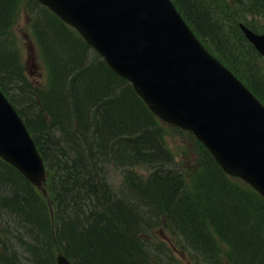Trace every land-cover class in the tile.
<instances>
[{
	"label": "trees",
	"instance_id": "1",
	"mask_svg": "<svg viewBox=\"0 0 264 264\" xmlns=\"http://www.w3.org/2000/svg\"><path fill=\"white\" fill-rule=\"evenodd\" d=\"M175 2L208 47L264 100V58L238 26L244 21L264 30L255 23L264 0ZM22 5L0 0V87L45 159L48 198L0 158V264H55L58 251L74 264H264V198L225 173L205 149L199 170L187 177L166 143L164 122L132 84L37 0H26L24 9L49 82L27 78L11 35ZM141 166L149 173L139 172ZM111 170L120 172L119 185L110 181ZM90 189L98 200L88 197ZM120 204L132 218L120 221L118 239L105 224ZM160 226L168 227L175 247L181 242L185 259L151 237ZM218 238L229 246L224 256Z\"/></svg>",
	"mask_w": 264,
	"mask_h": 264
},
{
	"label": "water",
	"instance_id": "2",
	"mask_svg": "<svg viewBox=\"0 0 264 264\" xmlns=\"http://www.w3.org/2000/svg\"><path fill=\"white\" fill-rule=\"evenodd\" d=\"M39 1L75 26L154 112L193 130L227 172L264 195V107L204 48L172 0ZM243 29L264 54V34ZM0 156L33 183L45 179L35 142L1 89Z\"/></svg>",
	"mask_w": 264,
	"mask_h": 264
},
{
	"label": "rangeland",
	"instance_id": "3",
	"mask_svg": "<svg viewBox=\"0 0 264 264\" xmlns=\"http://www.w3.org/2000/svg\"><path fill=\"white\" fill-rule=\"evenodd\" d=\"M25 1L26 0H23V5L19 6L16 11L15 18L11 25V35L14 39V42H16L19 58L27 78L34 83L41 85L47 84L48 70L43 63L41 54L38 52L37 41L30 28L31 22L24 9ZM164 128L166 143L175 156L178 166L184 170V172L187 174V177L191 175L194 176V173H196L200 168V142L191 132L183 130L176 125L165 123ZM138 169L141 173H149V170L143 166L139 167ZM111 179L116 184L119 183L121 180L120 172L117 170H112ZM47 193L43 194L46 198H48ZM16 230L19 231V227H16ZM151 237L157 240L159 238L163 239L167 241L170 247H173L172 245L174 242V237L168 228L164 226L157 227L155 231L151 233ZM12 243H15V241ZM15 246H17L16 243ZM221 247L222 249L226 248L222 242ZM160 253L161 254H158L159 256H164L161 251Z\"/></svg>",
	"mask_w": 264,
	"mask_h": 264
},
{
	"label": "bare ground",
	"instance_id": "4",
	"mask_svg": "<svg viewBox=\"0 0 264 264\" xmlns=\"http://www.w3.org/2000/svg\"><path fill=\"white\" fill-rule=\"evenodd\" d=\"M237 6V5H236ZM53 46V45H52ZM260 86V85H259ZM90 121V120H89ZM36 131V130H35ZM62 140V139H61ZM116 146V145H115ZM58 158V157H57ZM62 163V162H61ZM53 167V166H52ZM82 167H84V166H82ZM61 168V167H60ZM84 169V168H83ZM67 170V169H66ZM69 173H71V172H69ZM111 173H112V170H111V172H110V181L112 182V183H114V185H119V183H115V182H113V180L111 179ZM68 174V173H67ZM72 174V173H71ZM86 174V173H85ZM84 174V175H85ZM78 175V174H77ZM75 177H77V176H75ZM78 178V177H77ZM95 179V178H94ZM72 180V179H71ZM98 180V179H97ZM86 181V180H85ZM121 181V180H120ZM23 182V181H22ZM81 182V181H80ZM102 182V181H101ZM20 183V182H19ZM106 183V182H105ZM4 184V183H3ZM84 184V183H83ZM88 185H90L89 184V182H88ZM94 185V184H93ZM100 185V184H99ZM77 186V185H76ZM91 186V185H90ZM98 186V185H97ZM106 186V185H105ZM148 186V185H147ZM22 187V186H21ZM89 187V186H88ZM110 187H111V185H110ZM117 187V186H116ZM18 188V187H17ZM84 188V187H83ZM107 188V187H106ZM123 188V187H122ZM126 188V187H125ZM80 189V188H79ZM108 189V188H107ZM1 190H2V188H1ZM63 190V189H62ZM110 190V189H109ZM108 190V191H109ZM112 190H114L113 189V187H112ZM126 190V189H125ZM13 191V190H12ZM64 191V190H63ZM107 191V190H106ZM108 191H107V193H108ZM111 191V190H110ZM117 191V190H116ZM123 191H124V188H123ZM122 191V192H123ZM66 192V191H65ZM112 192V191H111ZM110 192V193H111ZM118 192V191H117ZM129 192H130V190H129ZM128 192V193H129ZM26 193V192H25ZM96 193H98L97 192V189H90L89 190V194H88V197L91 199V198H93L94 200L95 199H97L98 198V195L96 194ZM106 193V192H105ZM119 193H120V191H119ZM128 193H127V195H128ZM18 194V193H17ZM77 194V193H76ZM79 194V193H78ZM115 195H116V193H114ZM14 195V194H13ZM64 195V194H63ZM101 195V194H100ZM113 195V194H112ZM112 195H111V197H112ZM121 195V194H120ZM122 195H125V194H122ZM176 195H178L177 193H176ZM101 196H103V195H101ZM107 196H109V195H107ZM60 197V196H59ZM87 197V196H86ZM127 197V196H126ZM107 198V197H106ZM128 198V197H127ZM103 199V198H102ZM110 199V198H109ZM84 200V199H83ZM98 200V199H97ZM114 200V199H113ZM116 200V199H115ZM122 200H124V199H122ZM37 201V200H36ZM80 201V200H79ZM88 201V200H87ZM101 201V200H100ZM109 201V200H108ZM110 201H111V199H110ZM109 201V202H110ZM129 201V200H128ZM71 202H73V201H71ZM82 202V201H81ZM104 202H105V200H104ZM106 202H107V200H106ZM3 203V202H2ZM33 203V202H32ZM92 203V202H91ZM95 203V202H94ZM108 203V202H107ZM30 204V203H29ZM86 204V203H85ZM99 204V203H98ZM109 204V203H108ZM107 204V205H108ZM115 205L117 204L116 202L114 203ZM33 205V204H32ZM89 205V204H88ZM91 205V204H90ZM121 205V204H120ZM10 206V205H9ZM92 206H93V203H92ZM91 206V207H92ZM101 206V205H100ZM112 206V205H111ZM27 207V206H26ZM108 207V206H107ZM106 207V208H107ZM160 207V206H159ZM5 208V207H4ZM102 208V207H101ZM116 208V207H115ZM152 208V207H151ZM154 208V207H153ZM91 209H93V208H91ZM96 209H98L97 207L96 208H94V210H96ZM108 209V208H107ZM135 209V208H134ZM88 210H90V209H88ZM103 210V209H102ZM109 210H112L111 208H109ZM38 211V210H37ZM93 211V210H92ZM106 211V210H105ZM21 212V211H20ZM33 212V211H32ZM83 212H84V210H83ZM87 212V211H86ZM109 212V211H108ZM107 212V213H108ZM73 213V212H72ZM94 213V212H93ZM114 214L112 215V216H114V217H109L108 218V220H107V222H106V226L107 227H109L110 228V233L111 234H113V235H116L115 237L117 238L118 237V239L121 237V235H120V233H121V231H122V228L120 229V228H118V225L120 224H124V223H122V222H120V221H123V220H125V218H130L131 217V212H130V210L125 206V205H121V206H119L116 210H115V212H113ZM151 213V212H150ZM116 214V215H115ZM71 215V214H70ZM85 215V214H84ZM156 215V214H155ZM99 216V215H98ZM116 216V217H115ZM117 216H118V218H117ZM97 217V216H96ZM107 218V217H106ZM128 218V219H129ZM132 218V217H131ZM135 218V217H134ZM140 218V217H139ZM120 219V220H119ZM136 219V218H135ZM32 220V219H31ZM71 220V219H70ZM73 220V219H72ZM16 221V220H15ZM24 221V220H23ZM132 221V220H131ZM140 221V220H139ZM5 222V221H4ZM28 222V221H27ZM86 222V221H85ZM103 222V221H102ZM104 222H105V220H104ZM124 222V221H123ZM127 222V221H126ZM22 223V222H21ZM20 223V224H21ZM81 223V222H80ZM91 223V222H90ZM134 223V222H133ZM137 223V222H136ZM33 224V223H32ZM56 224V223H55ZM71 224V223H70ZM92 224V223H91ZM96 224V223H95ZM26 225H28V223H26ZM29 225H30V223H29ZM28 225V226H29ZM74 225H75V223H74ZM97 225V224H96ZM42 226V225H41ZM77 226H79L78 224H77ZM80 226H81V224H80ZM93 226H94V223H93ZM92 226V227H93ZM24 227H26L25 225H24ZM33 227V226H32ZM75 227V226H74ZM87 228V227H86ZM139 228V227H138ZM201 228V227H200ZM23 229H25V228H23ZM27 229V228H26ZM25 229V230H26ZM29 229H30V227H29ZM78 229H80V228H78ZM131 229V228H130ZM70 230V229H69ZM68 230V231H69ZM77 230V229H76ZM107 230V229H106ZM105 230V231H106ZM22 231V230H21ZM67 231V230H66ZM71 231H73V230H71ZM108 231V230H107ZM20 232V231H19ZM23 232V231H22ZM31 232H33V231H31L30 230V233ZM27 233V232H26ZM25 233V234H26ZM29 233V232H28ZM67 233V232H66ZM109 233V232H108ZM199 233H200V231H199ZM24 234V235H25ZM32 234V233H31ZM131 234V233H130ZM201 234H202V232H201ZM27 235V234H26ZM68 235V234H67ZM118 235V236H117ZM204 235V234H203ZM44 236V235H43ZM124 236V235H123ZM122 236V237H123ZM205 236H206V234H205ZM205 236H203V237H205ZM215 236H219V235H215ZM121 237V238H122ZM198 237V236H197ZM201 237V236H200ZM202 237V238H203ZM116 238H114V239H116ZM127 238V237H126ZM201 238V239H202ZM68 239V238H67ZM124 239V238H123ZM247 239V238H246ZM125 241V240H124ZM244 241V240H243ZM39 242V241H38ZM127 242V241H126ZM221 242L225 245V249H222V247H219L220 248V250H221V256H224L225 254H226V250H229V246H228V244L226 243V242H224L223 240H221V239H219L218 238V241H217V244L219 243V245L221 246ZM242 242V241H241ZM255 242V241H254ZM42 243V242H41ZM121 243V242H120ZM251 243V242H250ZM257 243V242H256ZM34 244V243H33ZM238 244H240V243H238ZM245 244V243H244ZM40 245V244H39ZM241 245V244H240ZM259 245V244H258ZM29 246V245H28ZM124 246V245H123ZM242 246V245H241ZM240 246V247H241ZM122 247V246H121ZM243 247V246H242ZM255 247V246H254ZM46 249V248H45ZM94 249V248H93ZM254 249V248H253ZM200 250V249H199ZM252 250V249H251ZM201 251V250H200ZM37 254V253H36ZM73 256V255H72Z\"/></svg>",
	"mask_w": 264,
	"mask_h": 264
}]
</instances>
